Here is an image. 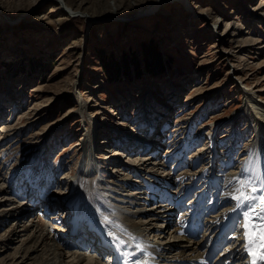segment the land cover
Wrapping results in <instances>:
<instances>
[{
    "label": "rangeland",
    "instance_id": "1",
    "mask_svg": "<svg viewBox=\"0 0 264 264\" xmlns=\"http://www.w3.org/2000/svg\"><path fill=\"white\" fill-rule=\"evenodd\" d=\"M63 1L76 11L75 15L58 5L60 1L39 7V0H0L2 18L8 23L5 27L0 24V200L6 198L0 201V209L11 203L23 205L15 195H25V184L21 183L36 178V172L29 171L39 164L42 171H48L47 177L37 179L42 180L38 183L41 190L47 187V178L55 183L66 178L67 183L50 188L47 195L69 192L71 177L82 166L79 145L89 130L80 114H75L82 101L86 119L103 126L97 128L99 142L107 143L98 147L94 161L108 154L106 150L112 151L110 163L115 162L111 167L116 170L134 163L129 152L139 140L134 143L129 138L134 139V130L145 127L146 112H151L150 120H160L156 128L160 138L155 137L158 142L148 151H159L157 165L153 162L139 167L138 173L129 175L131 178L122 168L117 172L108 167L105 173L100 171L102 181L136 182L133 191L142 188L147 194L161 188L159 193L164 199L169 189L156 187L155 176L171 185L172 179L196 174L189 181V177L183 178L194 182L198 189L186 199L180 211L183 215L192 205L204 204L201 200L195 203L196 195L209 190V186H220L211 191L217 204L224 194L233 193V182L240 173L233 162L236 158L231 163V156L239 154L256 136L245 115L235 119L245 106L243 91L257 95V102L264 105V0H168L146 15L140 12L158 0ZM155 62L159 67H152ZM54 126H58L56 131ZM215 142L218 163L214 169L210 168L213 154L188 167L194 156L212 144L215 147ZM185 143L191 148L182 157L175 155ZM169 152L173 157L166 155ZM183 157L188 159L184 164ZM165 161L166 166L161 167ZM208 172L211 177L206 179ZM214 172L219 178H214ZM174 185L171 194L180 182ZM135 196L143 198L138 193ZM227 206L219 205L200 225L213 222ZM29 207L23 210L29 213L18 231L31 220H50L49 230L63 226V214L57 216L43 202ZM147 207L142 204L147 214L155 211L153 206ZM180 212H172L154 225L155 230L166 231L164 239H169V230L176 226ZM172 217L173 224L165 230ZM152 227L145 228V233L151 235L148 242H160V248L167 249L155 240L157 232L153 233ZM54 229L50 231L58 235L60 229ZM203 232L194 242L202 240ZM22 235L19 232L18 242ZM224 247L218 255L227 253ZM4 250L0 249V254ZM63 252L67 263L71 251Z\"/></svg>",
    "mask_w": 264,
    "mask_h": 264
},
{
    "label": "bare ground",
    "instance_id": "2",
    "mask_svg": "<svg viewBox=\"0 0 264 264\" xmlns=\"http://www.w3.org/2000/svg\"><path fill=\"white\" fill-rule=\"evenodd\" d=\"M54 1H60V4L58 5L65 8V10L68 11L71 16L75 15L76 11L66 6L63 0H39L37 5L40 7L45 3ZM165 1L168 0L156 1L150 6V8L148 7L147 9L141 11L140 14H152V11H155L159 4H163ZM176 1L178 0H169V2L172 3ZM262 6H264V2ZM1 13L2 11L0 10V24H3L5 27L8 25V23L7 21L3 20V14ZM88 23L90 24V20ZM79 82L77 81L76 85L79 86ZM168 93L169 95H172L170 92ZM243 93L245 94V106L242 111H240L235 116V119L241 115H245V117H247L249 120L250 127H253L254 135L256 134V136L254 137L253 141L249 142L248 146L244 150L239 152V154L235 153L233 156H231V163L236 158L233 162H236L238 165L237 170L240 173L239 176L242 174V172L254 171L259 174L261 171H264V105H260L259 102H257L259 99L257 95L255 96V94L252 93L249 94L245 90ZM82 102L79 103L78 110L75 114H80L82 122L84 123V127L86 130L89 128V130L86 132L83 138V143L80 145L78 144L82 147L81 150L83 151L81 163L82 166H80L81 169L79 168L78 173L74 177H71L70 182H72L68 186L70 190L67 194H52L49 196L47 195V192L50 190V188H58L62 183H67L68 179L64 178L58 183H55L50 181L51 178H47L48 180L45 184L47 187H44V189L41 190L40 186L38 185L40 181L37 182V179L41 177L42 173L43 178L47 177L48 174L45 173H48V171H42L39 167L41 164H39V166H37L34 170L29 171V173L36 172V175H34L36 178H31L26 182L23 180L21 183L25 184V188L22 192L25 193V195L22 194L20 196L22 198L19 197V199H22L23 205H15L14 203H11L9 207L7 206L8 208L5 207L6 205H4V207L0 209V230L5 228L4 234L0 236V249L5 248L4 252H1L2 254H0V256H2L0 257V264H124L125 260H128L129 264H136L137 261H147V264H209L210 260H212L216 255L219 248L225 245H227V253L220 255L215 260H213V264H241L242 261L243 264H248L247 260H243L245 253L240 247L243 242V238L240 236V231L242 229L236 224V221L242 210L235 207L236 202L231 199V195L233 193L228 192L224 194L221 198H219L220 203L217 204L216 202L218 199L216 197L213 198L214 196L212 195L211 191L215 190L216 188L218 190L220 186H209V190L204 192L201 191L200 194L198 193V195H196L199 199L197 198L198 200L196 199L195 203L201 200V202L204 201V204L197 203V205H192L191 209L189 210L190 212L186 215H183V213L180 211L182 210L186 199L193 191L198 190L194 185V182H188L191 179L190 177H195L196 174L188 176L184 175L183 177L180 176L176 179L171 178L173 181L171 185H169V182L164 178L155 176L154 181L157 183L155 185L156 187H158V185H162L169 189V191L166 192L167 196L164 199L159 193V191L162 190L159 187V189L156 191L151 189L147 194V192L142 191V188H136L133 191L134 187L132 188V186L136 183L133 181H130L133 182L132 184H125L122 183L123 181H115V179H110V181L106 182H104V180L102 181L100 178V171L102 170L105 173V169L111 167V165L113 167V163L115 162H112V164L110 163V160L113 158V155H110L112 151L108 152V150H106L108 154L105 156L101 154V158H97L98 161L95 163L94 155L97 157L96 153L98 152V147L100 146V148H102V144L105 141L99 142V137L101 134L98 133L97 128L100 126V124L98 122H92L86 119L85 113L87 110L85 109V105ZM160 106L162 109H165L163 107L164 104H161ZM150 113V111L146 112V118L148 121V124L146 123L147 130H150L148 137H146V135L140 137V133L137 132L136 135H132L134 139H132V137L129 138L134 143L139 140V142H136L137 146H135L129 152L130 155H133L130 157L134 162L133 164H137H132L131 166L125 165V168L119 167V165L117 170L116 168L113 169L112 167L111 170L118 172L122 168L121 171L124 170V172L127 173L126 175L131 178L129 175L132 176V174L138 173L139 167L152 165L153 162H155L153 165H157L156 162L159 161L157 158L159 151L158 153L155 151L157 149L153 150V152H151L152 150L150 152L148 151L149 149L155 147L154 144L158 142V138H160L156 134V125L160 123V120L154 118L157 123H155L154 120H150L148 118ZM167 113L160 117H165ZM54 127V130L56 131L58 126ZM102 127L103 126L101 124L100 128ZM217 127L218 123L216 124V128ZM154 128L155 130L152 132L151 130ZM54 130L52 129V132H54ZM134 132L136 131L134 130ZM156 136L158 138H155ZM151 137V140L147 139ZM132 141L130 143H132ZM150 143H152L151 147L148 146ZM140 145L144 147H142V149L137 148ZM190 148L191 146L186 144L181 151H176L175 155H180L182 157L184 153ZM215 148L216 142L215 147L212 144L208 149L202 150V153L194 156L193 159H191L193 164L188 167L191 168L197 165L203 156L213 154V164L210 168L214 169L218 163V153L216 152ZM133 151L136 152L133 154ZM166 155L173 157V152H169ZM187 160L186 157H183L182 164H184ZM166 163L167 161H165L161 167H164ZM152 170H155V167H152ZM26 172L27 171H25V173ZM205 174L206 173H204V177ZM208 174L209 175L206 177V179L211 177L210 172H208ZM214 174V178H216L217 175L215 172ZM168 177L171 176L168 175ZM185 177H189L188 181H183V178ZM177 181L180 182L178 187L179 190L176 189L175 192L171 194L172 190L174 189L172 188V185L175 186L174 184H176ZM35 190H38V193H40L39 196L35 195ZM137 193L139 196L143 195L141 200L138 199V196H135ZM2 199L6 200V198ZM154 199H156L155 202L149 203ZM41 202H43L44 205H48L53 212L55 211L57 216L63 214V221L61 222L63 223V226H52L55 229L59 228L60 231H63L62 233H58V235H56L50 231L53 228H50L49 230L50 220L41 223L31 220L30 223L22 224L21 230L18 231V228L20 227L19 225H21L20 223H23V220L29 213L23 211L25 210L26 206H35ZM224 203L228 206L224 211H221L219 215L214 217L213 222L204 220L205 222L201 223L200 225V221L203 218L205 219L209 214L215 213L217 207L219 205H225ZM142 204L143 206L149 205L150 207H147L149 209L154 207L155 211H153L151 214H147L146 210L142 208ZM172 212H174V215L180 212L182 217L180 215L176 226L171 227L168 235L169 239L167 238L166 240L164 239L163 235L166 231L163 233L157 231L154 229V225L159 220L166 219L167 215H170ZM105 217H107L108 221L110 222L108 225L103 222ZM54 219L56 218H52L51 220ZM141 220H144V222L141 223ZM173 220L174 217H172L171 223L168 222L169 225L167 224L165 226V230L173 224ZM54 221V223H57V220ZM7 222L11 224H8ZM112 224H119L124 229H126L128 233L135 236V243L127 244L123 248L115 247L107 235V231ZM82 225L87 227L88 231L86 234H84L82 231H79V228ZM151 227L153 229V233L157 232L155 234L156 236H154L156 237L155 240L161 241V243L166 246L167 249L160 248V242L157 244L148 242V240L151 239H149L151 235L145 233V228ZM175 228L177 233L175 232ZM202 229L204 231V236H201L202 240L200 242H194L196 237H198V235L201 233ZM113 230L116 231V234L121 236V238L125 240L128 239V237L123 235V233H120L115 229ZM236 230H238V233L234 236L231 235L230 237V234H232V232L235 233ZM71 231L74 233L76 232L75 236L69 235ZM19 232L23 233V235L21 236L22 239L18 242L17 239L20 237L18 236ZM167 234L168 232L166 235ZM91 236L98 239V241L102 244V252L106 253L107 251L108 260L107 258L105 260L100 259L101 257L99 256L101 255L98 253L100 251L88 252L86 251L87 249L82 247L80 241L83 239L88 241ZM235 236H238V238ZM136 243L139 244V248L135 247ZM12 246H14V248H11ZM202 249H204V252L201 254L199 251ZM63 250L71 251V254H68L69 256H67L71 260L67 263L64 262V258H66V256ZM111 256L113 257V260L109 261Z\"/></svg>",
    "mask_w": 264,
    "mask_h": 264
},
{
    "label": "snow or ice",
    "instance_id": "3",
    "mask_svg": "<svg viewBox=\"0 0 264 264\" xmlns=\"http://www.w3.org/2000/svg\"><path fill=\"white\" fill-rule=\"evenodd\" d=\"M232 192L231 199L236 202L235 207L242 210L236 224L242 229L240 236L243 242L240 247L245 253L243 260H247L248 264H264V171L259 174L254 171L242 172L233 182ZM103 222L106 225L110 223L107 217ZM113 229L123 233L128 239L121 238ZM107 235L117 248L136 241V237L119 224H112ZM135 247L140 246L136 243ZM124 264H129V261L125 260ZM136 264H147V261H137Z\"/></svg>",
    "mask_w": 264,
    "mask_h": 264
},
{
    "label": "trees",
    "instance_id": "4",
    "mask_svg": "<svg viewBox=\"0 0 264 264\" xmlns=\"http://www.w3.org/2000/svg\"><path fill=\"white\" fill-rule=\"evenodd\" d=\"M150 61H151V63H153L154 59H153V60L150 59ZM152 67L157 68V67H159V66H158V64L155 62V63L152 65ZM116 68H117V66H116ZM105 70H106V69H105ZM106 71H107V70H106ZM114 71H115V73H116V72L118 71V68L115 69ZM114 71H113V72H114ZM108 74H109V73H108Z\"/></svg>",
    "mask_w": 264,
    "mask_h": 264
}]
</instances>
